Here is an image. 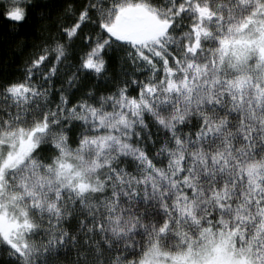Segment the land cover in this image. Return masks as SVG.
<instances>
[{
    "label": "snow or ice",
    "instance_id": "1",
    "mask_svg": "<svg viewBox=\"0 0 264 264\" xmlns=\"http://www.w3.org/2000/svg\"><path fill=\"white\" fill-rule=\"evenodd\" d=\"M0 264H264V0H0Z\"/></svg>",
    "mask_w": 264,
    "mask_h": 264
},
{
    "label": "trees",
    "instance_id": "2",
    "mask_svg": "<svg viewBox=\"0 0 264 264\" xmlns=\"http://www.w3.org/2000/svg\"><path fill=\"white\" fill-rule=\"evenodd\" d=\"M0 31H2V30H0ZM3 37H0V39H2Z\"/></svg>",
    "mask_w": 264,
    "mask_h": 264
}]
</instances>
